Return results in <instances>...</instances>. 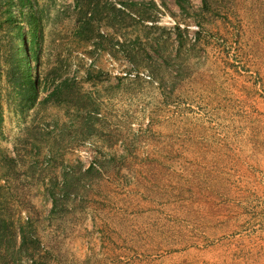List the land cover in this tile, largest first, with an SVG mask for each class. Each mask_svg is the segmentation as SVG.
<instances>
[{
  "label": "rangeland",
  "instance_id": "rangeland-1",
  "mask_svg": "<svg viewBox=\"0 0 264 264\" xmlns=\"http://www.w3.org/2000/svg\"><path fill=\"white\" fill-rule=\"evenodd\" d=\"M0 264H264V0H0Z\"/></svg>",
  "mask_w": 264,
  "mask_h": 264
},
{
  "label": "trees",
  "instance_id": "trees-1",
  "mask_svg": "<svg viewBox=\"0 0 264 264\" xmlns=\"http://www.w3.org/2000/svg\"><path fill=\"white\" fill-rule=\"evenodd\" d=\"M3 212H1V210H0V219H1V217L3 216V214H2Z\"/></svg>",
  "mask_w": 264,
  "mask_h": 264
}]
</instances>
